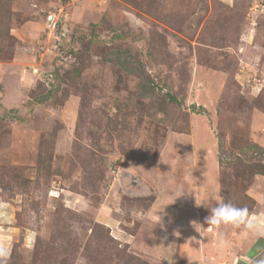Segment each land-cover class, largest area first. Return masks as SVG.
Masks as SVG:
<instances>
[{
	"label": "rangeland",
	"instance_id": "obj_1",
	"mask_svg": "<svg viewBox=\"0 0 264 264\" xmlns=\"http://www.w3.org/2000/svg\"><path fill=\"white\" fill-rule=\"evenodd\" d=\"M209 200L264 212V0H0L6 264H191Z\"/></svg>",
	"mask_w": 264,
	"mask_h": 264
},
{
	"label": "crops",
	"instance_id": "obj_2",
	"mask_svg": "<svg viewBox=\"0 0 264 264\" xmlns=\"http://www.w3.org/2000/svg\"><path fill=\"white\" fill-rule=\"evenodd\" d=\"M249 220L253 223L251 229L244 227L241 229L243 232L223 241L218 240L211 248L199 251L191 264H216L219 261L223 263L224 260L225 264H254L256 260L264 258V212L252 214ZM217 246L221 252H217ZM212 250L213 252L208 253ZM233 250L235 254H232Z\"/></svg>",
	"mask_w": 264,
	"mask_h": 264
},
{
	"label": "clouds",
	"instance_id": "obj_3",
	"mask_svg": "<svg viewBox=\"0 0 264 264\" xmlns=\"http://www.w3.org/2000/svg\"><path fill=\"white\" fill-rule=\"evenodd\" d=\"M196 205L209 209L210 214L205 217V223L207 225L215 227L231 225L234 228H240L243 225L249 229L253 227V223L249 220V213L246 207H237L231 202H214L212 200L200 204L196 202ZM192 224L196 231H198L197 226H202L195 221ZM0 264H6V256L2 251H0ZM254 264H264V258L256 260Z\"/></svg>",
	"mask_w": 264,
	"mask_h": 264
},
{
	"label": "trees",
	"instance_id": "obj_4",
	"mask_svg": "<svg viewBox=\"0 0 264 264\" xmlns=\"http://www.w3.org/2000/svg\"><path fill=\"white\" fill-rule=\"evenodd\" d=\"M57 31V30H56ZM57 88V86L55 87V89ZM171 97H173V96H171Z\"/></svg>",
	"mask_w": 264,
	"mask_h": 264
}]
</instances>
